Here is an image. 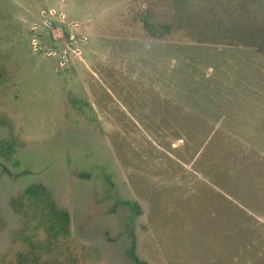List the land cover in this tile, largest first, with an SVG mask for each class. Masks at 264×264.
I'll use <instances>...</instances> for the list:
<instances>
[{
	"label": "rangeland",
	"instance_id": "1",
	"mask_svg": "<svg viewBox=\"0 0 264 264\" xmlns=\"http://www.w3.org/2000/svg\"><path fill=\"white\" fill-rule=\"evenodd\" d=\"M172 3L0 0V264L32 185L70 215L71 263L130 264L136 202L143 264H264V49L201 44Z\"/></svg>",
	"mask_w": 264,
	"mask_h": 264
},
{
	"label": "trees",
	"instance_id": "2",
	"mask_svg": "<svg viewBox=\"0 0 264 264\" xmlns=\"http://www.w3.org/2000/svg\"><path fill=\"white\" fill-rule=\"evenodd\" d=\"M172 6L179 26L201 44L264 49V0H173ZM175 20L173 24L164 25L147 13L143 25L152 38L159 39L177 27ZM3 154L11 155L10 148ZM112 186L108 189L111 195L116 191L115 185ZM114 195L113 200L108 193L104 196L111 200L112 211L116 206L123 207L117 193ZM126 205L130 208V219L121 226L120 243L130 264H143L135 255L134 230L130 226L139 206L136 202ZM13 206L25 222L18 237L22 247L9 264H75L68 258L71 255L70 215L55 205L43 186L28 187ZM125 230L132 232L123 234Z\"/></svg>",
	"mask_w": 264,
	"mask_h": 264
}]
</instances>
